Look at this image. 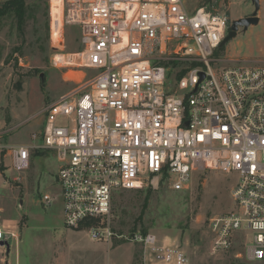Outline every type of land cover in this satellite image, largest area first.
Wrapping results in <instances>:
<instances>
[{
  "label": "built area",
  "instance_id": "built-area-1",
  "mask_svg": "<svg viewBox=\"0 0 264 264\" xmlns=\"http://www.w3.org/2000/svg\"><path fill=\"white\" fill-rule=\"evenodd\" d=\"M54 1L62 29L78 31L74 66L92 75L43 108L28 144L0 145L12 181L33 152H52L66 229L138 244L143 264H188L168 237L116 234L111 200L160 182L184 191L215 172L232 179L233 209L209 219L212 251L241 241L244 260L264 264V64L214 58L229 20L185 0ZM56 199L43 194L41 205ZM16 239L0 229V242Z\"/></svg>",
  "mask_w": 264,
  "mask_h": 264
},
{
  "label": "rangeland",
  "instance_id": "rangeland-1",
  "mask_svg": "<svg viewBox=\"0 0 264 264\" xmlns=\"http://www.w3.org/2000/svg\"><path fill=\"white\" fill-rule=\"evenodd\" d=\"M8 0H0V5ZM189 10L204 8L230 22L250 17L245 0H185ZM49 0H26L19 26L7 13L0 18V145H24L42 129L43 108L78 90L91 71L57 66L59 55L80 51L75 27L62 29V40L50 41ZM258 25L238 28L234 38L220 47L215 59L249 60L264 64V0H259ZM77 62V60H76ZM225 65H228L225 64ZM52 152L31 158L32 164L15 183L0 156V229L12 232L10 261L16 264H143L140 245L123 239L92 242L86 228L67 230L62 223L61 200L41 205L42 195H59L57 163ZM2 166L3 169L2 170ZM10 175V176H9ZM232 179L215 172L193 175L188 189L172 191L167 183L137 190L117 191L111 200V228L118 235L134 231L168 237L186 254L188 264H261L244 260L241 241L226 253L212 251L208 222L232 212ZM241 254V256H240Z\"/></svg>",
  "mask_w": 264,
  "mask_h": 264
},
{
  "label": "bare ground",
  "instance_id": "bare-ground-1",
  "mask_svg": "<svg viewBox=\"0 0 264 264\" xmlns=\"http://www.w3.org/2000/svg\"><path fill=\"white\" fill-rule=\"evenodd\" d=\"M49 9L51 17L50 25V41L52 43H58L62 40V20H61V4L54 0H49ZM76 54L62 55L59 54L54 58L57 66L68 67L76 65Z\"/></svg>",
  "mask_w": 264,
  "mask_h": 264
},
{
  "label": "water",
  "instance_id": "water-1",
  "mask_svg": "<svg viewBox=\"0 0 264 264\" xmlns=\"http://www.w3.org/2000/svg\"><path fill=\"white\" fill-rule=\"evenodd\" d=\"M251 3L254 8L252 15L250 17L233 21L229 27V30L227 31V34L222 40L220 47H222L226 42H228L230 39L236 36L239 27H241L245 31L250 26L258 25L259 19L257 17V13L259 11V0H251ZM0 245L4 246L7 250L9 249V245L6 242H2L0 243Z\"/></svg>",
  "mask_w": 264,
  "mask_h": 264
},
{
  "label": "trees",
  "instance_id": "trees-1",
  "mask_svg": "<svg viewBox=\"0 0 264 264\" xmlns=\"http://www.w3.org/2000/svg\"><path fill=\"white\" fill-rule=\"evenodd\" d=\"M25 6L26 0H8L0 5V18L10 13L16 18L17 24L21 26L25 16ZM2 170H4L3 166Z\"/></svg>",
  "mask_w": 264,
  "mask_h": 264
},
{
  "label": "crops",
  "instance_id": "crops-1",
  "mask_svg": "<svg viewBox=\"0 0 264 264\" xmlns=\"http://www.w3.org/2000/svg\"><path fill=\"white\" fill-rule=\"evenodd\" d=\"M42 154L44 155V153H35L33 152L32 153V156L31 158L35 157V156H42ZM54 157V154L52 155ZM55 159V158H54ZM31 160V159H30ZM32 164L30 163V166ZM57 169V168H56ZM56 197V196H55ZM58 198V197H57ZM60 199V198H58ZM61 214H62V206H61ZM65 228V227H64ZM66 229V228H65ZM68 230V229H67ZM72 231V230H70ZM93 242V241H92ZM2 243V242H0ZM10 248L7 250L4 246H1L0 245V264H13L11 261H10ZM16 264H19V261H16Z\"/></svg>",
  "mask_w": 264,
  "mask_h": 264
}]
</instances>
